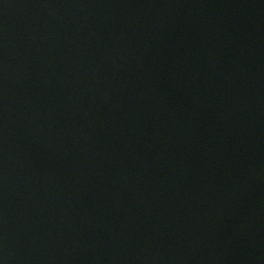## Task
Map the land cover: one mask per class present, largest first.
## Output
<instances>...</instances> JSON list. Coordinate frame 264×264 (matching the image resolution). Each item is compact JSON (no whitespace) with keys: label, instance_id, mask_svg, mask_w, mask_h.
<instances>
[{"label":"water","instance_id":"obj_1","mask_svg":"<svg viewBox=\"0 0 264 264\" xmlns=\"http://www.w3.org/2000/svg\"><path fill=\"white\" fill-rule=\"evenodd\" d=\"M0 264H264V0H0Z\"/></svg>","mask_w":264,"mask_h":264}]
</instances>
